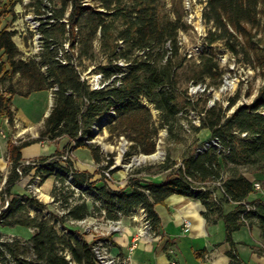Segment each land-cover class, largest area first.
<instances>
[{"label": "trees", "instance_id": "obj_1", "mask_svg": "<svg viewBox=\"0 0 264 264\" xmlns=\"http://www.w3.org/2000/svg\"><path fill=\"white\" fill-rule=\"evenodd\" d=\"M63 1L64 8L69 9L66 21H62V8L58 15L54 11V17L60 19L61 23L57 22L50 28H39L42 47L38 60L20 58V52L12 41L14 32L9 31L7 25L0 27V57L3 58L0 62V85L8 84L3 91L0 90V114L12 122L11 97L14 94L28 96L32 92L53 89L52 106L37 141L66 137L74 142L73 149L86 147L96 163L100 161L98 149L92 145L85 146L84 138L89 140L92 127L110 116L111 111L115 116L113 123L106 125L110 130L124 126L126 130L137 133L133 142H148L151 137V133H148L150 112L139 105V97H144L158 111L160 126L171 135L173 127L179 123L180 112L176 72L183 59L179 58L176 40L178 23L160 24L155 9L150 2L144 4L143 0H139L141 5L137 4L128 11H124L125 7L120 5L121 0H99L96 7L86 4L87 0ZM8 2L12 7L14 2ZM6 6L7 2L0 3V16L4 14ZM114 12L123 17L125 26L114 40L128 43V48L117 53V43L110 46L111 65L98 69L102 82L109 83L113 75L121 72L117 61H125L128 65L123 75L115 77L109 86L91 90L86 81L80 80L75 63L86 52L83 50L76 54L75 46L82 42L90 47L97 31L104 39L108 31L104 17ZM202 17L213 29L208 30L205 43L212 45L221 42L232 55L240 56V62L249 65L264 79V0H205ZM82 30H86L87 34L79 40ZM64 35L72 52L59 56L58 53L64 51L60 50L63 45L58 41V36ZM166 43L168 47L164 48ZM154 46L162 47L157 60L153 59ZM198 67L199 73L193 83L203 81L205 76L213 81L221 77L217 62L208 54L200 55ZM15 76L25 81L23 92H17L11 85ZM236 102L237 97L230 98L224 110L213 106L205 109L203 115L201 113L200 125L194 131L206 129L209 140L200 145V151L185 154L179 166L159 183H142L129 178L124 188L118 190H112L106 184L95 187L89 182L90 174L77 172L69 162L61 166L46 161L49 156L40 158L44 161L45 170H59L54 176L60 183L66 181L64 173H71L73 185L87 184L90 194L94 193L92 198L100 202L99 207L92 206V211L85 203L73 204L62 217H56L53 213L45 217L43 211L46 205L26 194L9 193L19 180L15 168L21 162V150L31 142L9 141L7 153L11 169L5 187L0 191V195L6 194L9 200L0 212V225L26 227L33 229L34 233L23 241L0 233V264H97L92 243L68 229L66 220H81L100 210L105 212L104 219L118 220L142 208L152 231L156 233L160 219L154 208L170 195L199 200L204 207L203 217L209 224L222 220L225 241L230 246L227 252L229 264H241L232 233L243 226L254 225L264 241V202L247 200L255 191V181L240 170L264 174V85L249 103L236 105ZM232 107L231 113L226 115L225 111ZM211 140L218 145L215 146ZM205 143L209 144L203 146ZM144 151L152 152L153 146ZM30 168L24 167L22 175L27 174ZM163 168L166 170L170 166ZM210 181L216 182L217 186L204 185ZM227 203H233L234 207L224 212L223 205ZM31 210L35 211L34 215H31ZM57 220L62 229L56 228Z\"/></svg>", "mask_w": 264, "mask_h": 264}, {"label": "rangeland", "instance_id": "obj_2", "mask_svg": "<svg viewBox=\"0 0 264 264\" xmlns=\"http://www.w3.org/2000/svg\"><path fill=\"white\" fill-rule=\"evenodd\" d=\"M12 1L14 2L13 6L10 7L9 2L7 1L8 6L5 8L4 14L0 16V27L7 25L8 30L12 31V23L17 18L19 19L20 35L17 37V32L13 30L14 35L12 37V41L20 52V58L24 60L30 59L34 57L36 43V39L34 37L39 30V26H37L36 21L39 20L38 17L43 14L42 2L44 0ZM45 1L50 4L53 11H55L57 15L60 13V10L64 8L63 0ZM143 2L144 4L150 2V5L155 9L156 17L160 24L163 25L166 23L177 22L179 25L176 40L179 45V58L183 59L181 67L176 72L177 88L179 93L177 102L180 107V112L178 113L179 123L173 127L170 135L163 126H160L158 121V111L155 110L144 97H139V105L144 106L150 112L148 133H151V137L148 142H144L143 144L133 142L132 139L137 137V133L126 130L124 126H117L114 130H110L106 125H104L91 133L89 140L86 139L84 141V145L97 147V151L100 155V161L98 163L94 162L96 164V172L100 175L102 180L104 179L102 177L101 170L112 166L109 171L111 176L109 184L111 185L113 183L118 184L120 181H125L127 183L129 178L133 181H141L142 183L159 182L164 180L179 166L181 159L185 154L198 151V149L202 147L200 145L209 140L210 136H207L208 134L206 129L194 131V128L200 125V115L201 113L203 115L205 109L216 106L224 110L228 104V100L236 97V105L249 103L256 95L259 88L264 85V79L261 78L259 73L256 70H253L249 65L240 62V56L236 57L232 55L221 42H215L212 45H207L205 43L204 38L207 35L208 30H213L211 24L206 23L202 17L205 0H143ZM17 3L20 4L18 12H16ZM86 4L96 7L99 4V0H87ZM137 4H140L139 0H121L120 3L122 7H125L124 11H128ZM68 13L69 9L64 8V19ZM104 18L108 25V31L105 33L104 39L102 38L101 33L97 31L91 41L90 47L82 42H79L75 46L76 54L83 50L86 52L81 55L79 59L75 60L78 73L83 75L85 78L83 81H86V83L90 81V78H92L91 75H95L96 73L97 75L100 74L98 72L99 67H109L111 65L112 62H109L111 45L117 43V53L128 48V43H121L114 40L119 32L125 27L123 24V17L118 12H114L113 15H105ZM57 32L58 30L56 29V36ZM86 34L87 31L82 30L79 40L82 37H85ZM66 38L67 37L65 35L62 37L58 36V41H61L62 44L66 43ZM165 47H168L167 43L164 48ZM60 48L64 51V45ZM70 52H72V50H70ZM161 53L162 47H153L154 60H157ZM204 53L212 56L217 62L221 71V77L219 80L213 81L205 76L203 81L193 83L196 81L195 77H197L199 73V57ZM2 60L3 58L0 57V62ZM119 60L122 59L120 58ZM128 61L132 60L129 59ZM229 81L235 82L233 89L224 90L223 88H226L225 83ZM7 85V82L1 84L0 90L3 91ZM11 85L17 92H23L25 90V81L19 76H15L12 79ZM191 85L192 89L194 88L198 90L196 92H191ZM144 101L148 104V106L143 104ZM12 104L20 117L26 118L27 123L34 124L41 120L45 110L49 108L48 94L40 91L28 97L16 96L13 98ZM232 109L233 107L225 111V114L228 115L231 113ZM154 131L156 132L153 134ZM62 138L67 139L65 137ZM44 140L49 141L48 139ZM58 140L60 139H56L54 141ZM73 145L74 142L68 139L65 146L54 155L64 154L67 149H69L70 152L68 162L74 169ZM151 145L153 146V151L146 153L144 150L149 149ZM26 149H29V147ZM139 158L144 159L138 164H133V160ZM166 165H169L170 168L165 170L163 166ZM240 170L244 172V174H248L245 169L241 168ZM34 175H36L35 170L32 176ZM260 182L261 181H258L260 186L259 189L262 188L261 186H264L261 185ZM42 184L43 182L38 181L35 185L32 184L34 187L31 186V189H38L41 187L39 199L31 196L27 192L26 188L23 194L33 197L39 203H49V205H51V208H49L50 213H53L58 217H61V210L65 208L63 204L65 203V198L68 196H71L75 205L80 203H85L87 205L85 201L89 197L88 194H85L81 190H70L64 185V181L59 185H54V180L53 187L56 186L55 193L53 195L56 197L54 201H58L57 199L61 198V204H56L54 201L50 200L51 197L47 198L44 196ZM216 184V182L210 181L206 182L204 185L206 187H214L217 186ZM2 204L4 206V201ZM90 211H92V209H90ZM32 212L31 215H34L35 211ZM95 217L97 220L100 219L98 214H96ZM65 222V226L68 229L76 231V233L80 236L83 237V235L86 234L90 235L91 239L87 242H90L95 238H98L95 240V243L103 239L108 241V238L103 237H109V235H104L102 237L100 235L101 230L93 231L92 229H89L85 232L82 229V226L76 224L75 222L71 223L68 220ZM107 244L108 242H106V245ZM67 258L69 257L67 256ZM113 258L116 259L118 256L110 254L109 259ZM70 264L74 263L71 262Z\"/></svg>", "mask_w": 264, "mask_h": 264}, {"label": "crops", "instance_id": "obj_3", "mask_svg": "<svg viewBox=\"0 0 264 264\" xmlns=\"http://www.w3.org/2000/svg\"><path fill=\"white\" fill-rule=\"evenodd\" d=\"M7 1L9 0H0V3ZM52 90L41 91L48 94L49 108L45 110L39 122L27 123L26 118L20 117L12 104L14 97H28L36 92L30 93L28 96L14 94L11 97L12 122L0 114V191L4 188L5 180L11 169L7 153L9 141H31L22 148L20 161L48 157L60 151L67 143L68 138H59L58 141H37L38 133L42 129L44 119L48 116L52 106ZM207 134L209 137V131ZM27 146L29 149H26ZM73 157L74 169L77 172L90 174L89 182L93 186L100 187L102 184H106L96 172V164L88 149L84 147L74 149ZM33 173L34 169L30 168L27 174L10 188L9 193L22 195L25 191V183ZM246 176L257 183L261 181L260 184L264 185V174L248 173ZM53 183L54 178L52 176L43 181L42 190L47 198L51 196ZM107 185L112 190H118L123 188L126 182L120 181L118 184ZM261 187V189L250 194L247 200L264 202V186ZM4 195L7 196L6 194L0 195V211L3 207ZM43 204L49 211L51 205L49 203ZM87 206L90 209L91 205L87 204ZM233 207V203H227L223 205V210L228 212ZM154 210L160 219L156 233L151 237L141 238L131 253H129L128 247L132 235L138 228V222L128 217L122 219V232L108 237L113 254L119 258H127L129 264H170L172 260L176 264H229L230 258L227 252L230 246L225 241L224 224L222 220H218L214 224L207 223L203 217L204 207L199 200L180 195H170L162 204L156 205ZM182 219H186L190 223L187 232L182 230ZM0 233L9 238L28 240L33 235L34 230L21 226L6 227L0 225ZM83 237L86 241L91 239L90 235L87 234ZM231 237L241 264H264V241L261 240L260 231L256 226H243L232 233Z\"/></svg>", "mask_w": 264, "mask_h": 264}, {"label": "built area", "instance_id": "obj_4", "mask_svg": "<svg viewBox=\"0 0 264 264\" xmlns=\"http://www.w3.org/2000/svg\"><path fill=\"white\" fill-rule=\"evenodd\" d=\"M42 7H43V14H42V27L45 28H50L52 25H55L57 22L61 23L60 19H56L54 17V11L52 9V7L50 6L49 3H47L45 0L42 2ZM16 12H18V8H20V4L17 3L16 5ZM13 27L11 28V30H15L16 36L18 37L20 35V25H19V19L17 18L13 23ZM62 45H64V52H59L58 55L61 56L63 53H71L70 49L68 47V43H63ZM62 63H65V60L61 61ZM124 65H128L127 62L124 61ZM121 67V72H119L116 75H113L110 79H109V83H102V75H97V73L95 75H91L92 78H90V81L87 82L89 88L91 90H100V89H104L107 86H109L110 82L112 80H114L115 77H121L124 73V66H120ZM85 78L83 77V75H80V80H84ZM200 88V85H199ZM224 90L226 88H223ZM220 89V90H223ZM198 89H192V85L190 86V91L191 92H196ZM262 113H264V111H262ZM245 134H242V136H244ZM217 143V142H216ZM205 144H209V143H205ZM205 144L203 146H205ZM69 152L70 150L67 149L66 153L61 154V155H54L52 154L51 156H49L47 158L46 161H53L54 163H56V165H63L66 166L68 164V159H69ZM37 162H44L41 161L39 159H35V160H26V161H21L18 166L15 168L16 173L20 178H23L24 175H22V169L24 167H31L33 166V163H37ZM114 166V165H113ZM112 168V166H110L109 168H104L101 170V174L102 177L104 179V181L106 182V184H109L110 180H111V176L109 174L110 169ZM42 182L49 176L47 175H42ZM55 180V184L54 185H59L61 184L59 182V180H57V178H55L54 176H52ZM64 185L66 187H68L70 190L76 191L74 189H72V187L67 186V184L64 182ZM5 187V186H4ZM254 190H258L260 188L259 184L257 182H255L253 184ZM25 188L27 190V192L39 199L40 198V189L41 187H39L38 189H31V177L29 178V180L27 181ZM4 189V188H3ZM2 189V190H3ZM5 196V195H4ZM50 200L54 201V199H56V197L54 196H50ZM58 201H54L56 204H61V198L57 199ZM87 204H90L91 207L90 209H92V206L95 207H99L100 202H97V200L93 199V198H88L85 201ZM74 204V202L71 199V196L67 197V201L63 204V206L65 207L64 209H62L61 213V217L66 215L67 211H68V207L72 206ZM8 205V197L5 196L4 198V206L2 208V210H4L5 206ZM250 207L248 206L247 209H249ZM1 210V211H2ZM0 211V212H1ZM143 211L144 209L139 208V215H129L126 216L131 220H134L136 222H138V228L136 230V232L132 235L131 240H130V245L128 247V251L129 253H131L137 246V243L139 242V240L141 238L144 237H151L154 235V232L151 229V225L148 219H143ZM44 216L45 215H50V211L44 210ZM96 214H98L100 216V219L97 220V218L95 217ZM105 215L104 210H100L98 213H93L90 214L89 216L81 219V220H68L69 222H75L76 224L82 226V229L87 232L89 229H92L93 231H97V230H101L100 235L103 237L104 235H114V234H120L122 232V219L124 217L119 218L118 220H107L104 219L103 216ZM57 216V215H55ZM58 217V216H57ZM91 220V221H90ZM56 222H59L58 220ZM190 227V223L188 220L186 219H182V230L183 232H187L189 230ZM98 235V236H100ZM103 238H108V237H103ZM95 239H92L90 242L92 243V252L94 254V258L97 264H109V258H110V254L112 253V248H111V242L108 239V245L106 246H102V247H95ZM120 259V263L121 264H129L128 259L127 258H119ZM170 264H176L175 261H170Z\"/></svg>", "mask_w": 264, "mask_h": 264}, {"label": "bare ground", "instance_id": "obj_5", "mask_svg": "<svg viewBox=\"0 0 264 264\" xmlns=\"http://www.w3.org/2000/svg\"><path fill=\"white\" fill-rule=\"evenodd\" d=\"M23 1H25V0H23ZM43 8V7H42ZM42 12H43V10H42ZM41 18H42V16H39L38 17V19L39 20H37L36 21V24H37V26H39V28L42 26V21H41ZM30 19V18H29ZM62 21H66L65 19H62ZM33 22V21H32ZM30 24V23H29ZM32 27V26H31ZM35 30V29H34ZM35 32V31H34ZM40 33H39V30H38V33L35 35V39H36V43H35V51H34V57H32L34 60H38L39 59V57H37L38 56V53L40 52V50H41V41H40ZM61 51H62V49H61ZM118 65L119 66H124V68H125V66L126 65H124V61H118ZM98 75H102V74H98ZM103 79V78H102ZM108 81V80H107ZM105 82V81H104ZM104 82H102V83H104ZM234 81H229V82H226L225 83V87H226V89H228V90H232L233 89V87H234ZM194 89V88H193ZM143 104L144 105H147L148 106V104L144 101L143 102ZM115 116V114H114V112L113 111H111L110 112V116H107L106 118H104L98 125H94L93 127H92V131H91V133H93L94 131H96V130H98L99 128H101V127H103L104 125H107L108 123H110V122H112V118ZM86 140V138H84V141ZM212 143L216 146V145H218V144H216L215 143V140L214 141H212ZM89 144V143H88ZM206 145V144H205ZM201 150V148L200 149H198V151H200ZM143 159L144 158H139V159H134L133 160V164H138L139 162H141V161H143ZM62 166V165H61ZM126 167V166H125ZM32 168L35 170V172H36V175H34V176H31V186L32 187H34L32 184H34L35 185V183H37L38 181H41L42 182V176H41V174L42 175H50V176H54L57 172H59V170L57 169V168H53L51 171H48V170H45L46 169V167L44 166V163H42V162H37V163H33V166H32ZM65 175H66V181H65V183L68 185V186H70V187H72V189H74V190H76V191H83L85 194H88V198H92L93 196H94V193H92V194H90V192L88 191V186H87V184H82L81 186H74L73 185V183H72V175H71V173H64ZM55 177V176H54ZM31 187V188H32ZM82 193V192H81ZM83 195V194H82ZM97 202H99V201H97ZM137 214H139V209H137L134 213H132L131 215H137ZM50 215H45V217H49ZM143 219H147V216H146V212L145 211H143ZM56 228H58V229H62V227H61V224L59 223V222H56ZM106 242H108L107 240H100V241H97L96 243H95V247H102V246H106ZM108 245V244H107ZM114 259V258H113ZM109 259V264H121L120 263V260L118 259V258H116V259Z\"/></svg>", "mask_w": 264, "mask_h": 264}]
</instances>
